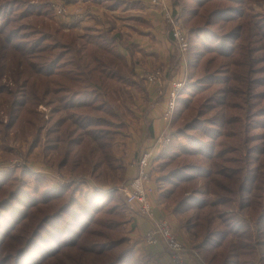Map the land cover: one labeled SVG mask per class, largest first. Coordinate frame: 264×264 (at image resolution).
Here are the masks:
<instances>
[{
	"label": "trees",
	"instance_id": "1",
	"mask_svg": "<svg viewBox=\"0 0 264 264\" xmlns=\"http://www.w3.org/2000/svg\"><path fill=\"white\" fill-rule=\"evenodd\" d=\"M254 1L237 0L243 5ZM228 2L235 1H176L189 24L194 63L213 55L195 76L196 89L204 88L188 97L189 81L177 99L171 142L163 150L166 156L172 145L178 146L169 155L167 188L179 204L176 214L181 221L187 218L193 248L207 264H264V84L254 76L264 74V33L253 31L249 17L225 22ZM67 27L56 19L52 0H0V88L3 75L13 85L3 99L8 108L0 104V120L3 114L9 118L2 128L28 137L43 122L40 106L51 105V118L58 120L50 132L59 134L52 143H62L59 164L74 165L81 173L92 167L118 172L123 167L116 143L122 133L115 105H122L113 89L125 66L117 49L119 35L98 30L79 37ZM195 33L209 44L204 55L202 49L194 52ZM205 90L209 94L201 97ZM240 101L243 105H236ZM182 113L192 129L190 137L177 130ZM49 157L56 162L44 155ZM198 167H206L208 178ZM162 187L161 199L171 201ZM115 193L121 194L111 190ZM120 206L103 208V237L116 238Z\"/></svg>",
	"mask_w": 264,
	"mask_h": 264
},
{
	"label": "rangeland",
	"instance_id": "2",
	"mask_svg": "<svg viewBox=\"0 0 264 264\" xmlns=\"http://www.w3.org/2000/svg\"><path fill=\"white\" fill-rule=\"evenodd\" d=\"M233 1L235 2H228L231 3L230 15L224 21L234 19L239 22L249 17L254 23L253 31L263 34L264 0H256L250 5L238 4L237 0ZM57 16L55 13V17ZM96 23L101 22L98 20ZM94 26L92 31L81 28V26L72 28L79 37L84 31L93 33L104 30L111 33L109 28ZM186 26L189 27V24ZM67 29H71V27H67ZM244 31L248 32V26L244 28ZM194 35V52L202 49L200 55H204L205 45L209 44L206 40L203 42L196 33ZM79 39L82 41V38ZM212 55L207 54L201 63H199V59L197 63H194L195 58H192L191 49L189 75L185 86L189 84V81L190 84L188 89L183 88V90L186 89L188 97H192L204 88L196 89L195 76L199 74L205 61ZM193 63L196 65L195 67H192ZM254 76L257 83L264 84V74L260 73ZM7 80L8 78L3 75L0 104L8 108L3 99H6L9 91H12L13 85L9 84ZM114 82L113 93L122 105L121 109L115 105V109L121 115L118 132L122 133L116 143L117 156L123 167L118 172L115 168H108L103 172L92 167L88 172L81 173L74 165H60L58 160H62L59 158L62 143H52L59 138V134L50 132V129L57 125L58 116H55V120L51 118L53 110L51 105L40 106L43 122L36 126L35 131L28 137H19L13 132L5 133L1 123H6L9 118L7 114H3L2 120H0V264L156 263L155 260L154 263L146 254L137 250L139 244L142 245L143 239L139 238V230L137 231L134 222L136 210L128 203V206L126 205L125 197L120 190L122 183L127 179L122 175L126 168V154L120 150V147L124 146L121 140L129 132V116L135 98L130 99L128 89L126 86L123 87L126 76H120L119 80ZM137 84H134L130 91ZM224 86L228 87V85H216L217 88ZM260 89H264V86ZM205 91L206 93L201 97H206L209 94V91ZM136 93L135 90L132 94L136 96ZM236 105L242 106L243 102L240 101ZM7 108L4 110L7 111ZM107 109H110L109 106ZM186 120V114L182 113L177 130L185 137H190L192 129ZM124 122L125 130L122 127ZM210 146L212 147V144ZM177 147L176 144L172 145L170 152L169 150L165 152L166 156L162 151L154 167V183L160 192V197L163 186L166 198H171V201L161 200L170 212L169 216L165 218L175 227L189 247L193 248L194 239L186 227L187 218L181 221L180 216L176 214L179 204L174 201L173 192L167 188L171 185L169 170L172 165H169V155ZM47 153L53 159L56 158V162L50 161V157L46 160L44 155ZM49 162L50 165L47 164ZM204 168L206 169V167ZM204 168L198 167L200 172L207 177L208 173ZM159 177L165 181L160 183ZM111 190H119L123 200L118 193L111 194ZM116 203L121 205L119 209L121 217H115L119 224L114 232L116 238L111 240L110 236H102L101 224L105 219L103 208ZM163 247L165 248V246ZM129 249L131 253L126 254ZM165 250L169 253L167 248ZM144 252L146 253L145 250ZM123 259H127V261L121 262Z\"/></svg>",
	"mask_w": 264,
	"mask_h": 264
},
{
	"label": "crops",
	"instance_id": "3",
	"mask_svg": "<svg viewBox=\"0 0 264 264\" xmlns=\"http://www.w3.org/2000/svg\"><path fill=\"white\" fill-rule=\"evenodd\" d=\"M58 1L64 2L69 8V15L56 17L64 25L81 26L90 31L95 28L94 25L102 26L109 28L111 34L119 35L117 46L125 63L119 75L126 76L123 87L128 89L130 99L135 98L129 116V132L121 140L124 146L120 150L126 154V168L122 175L124 178L133 177L137 172L136 163L141 152L150 148L159 153L158 138L161 134L170 133L173 121L165 117L169 94L159 95L158 84L149 80L146 74L152 69L161 68L168 75L187 79L189 55L187 60L178 58L165 13L161 7L152 5L150 0H104L100 4L82 0ZM98 20L101 23H96ZM134 84L137 85L131 91L133 93L136 90V96L130 91ZM153 200L154 217L161 219L169 216L170 212L161 201L157 189ZM134 216L138 236L143 239L142 245L137 247L138 252L146 254L154 263L156 261L155 264H174L162 244L146 243V233L153 219L137 210ZM189 264L200 262L191 256Z\"/></svg>",
	"mask_w": 264,
	"mask_h": 264
},
{
	"label": "built area",
	"instance_id": "4",
	"mask_svg": "<svg viewBox=\"0 0 264 264\" xmlns=\"http://www.w3.org/2000/svg\"><path fill=\"white\" fill-rule=\"evenodd\" d=\"M177 0H150L151 4L161 7L165 13L167 25L175 43V53L180 60H187L190 50V37L188 27L184 24L180 6ZM55 13L59 16L69 15V8L64 2H53ZM147 78L158 84L159 95L169 94L170 99L165 117L172 120L175 114L177 99L182 92L186 79L175 75H168L165 69L157 68L147 72ZM168 76V77H167ZM159 153L153 149L145 148L136 163L137 172L133 177L127 178L121 185L126 202L142 215L153 219L152 226L146 233V243L149 245L162 244L167 248L174 264H189L190 257H195L200 264H207L200 251L190 248L181 238L175 227L167 218L154 217L153 194L156 192L153 168L162 151L170 144V133L161 134Z\"/></svg>",
	"mask_w": 264,
	"mask_h": 264
}]
</instances>
